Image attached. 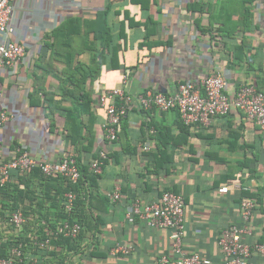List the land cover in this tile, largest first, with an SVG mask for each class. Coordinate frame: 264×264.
I'll list each match as a JSON object with an SVG mask.
<instances>
[{
	"label": "crops",
	"instance_id": "1",
	"mask_svg": "<svg viewBox=\"0 0 264 264\" xmlns=\"http://www.w3.org/2000/svg\"><path fill=\"white\" fill-rule=\"evenodd\" d=\"M11 5L15 32L10 38L24 46L25 54L0 69V114H8L0 126V159L22 151L42 162L72 155L80 159L81 172L87 171L75 209L84 225L81 235L69 247L54 242L51 250L56 255L46 260L162 264L164 255L178 258L170 229L150 226L137 214L127 216L136 199L149 203L165 190L184 197L182 247L187 254L199 253L211 264H223L220 236L229 226L243 224L241 202L250 198L256 207L243 239L252 247L264 243V134L256 123L232 108L207 126H186L178 110L144 109L138 100L146 91L161 92L162 87L170 93L180 82H199L214 73L223 76L231 98L244 83L264 91V0L250 4L246 26L242 0H11ZM105 10L116 55L106 54L99 78L82 84L92 92L89 109L84 105L82 116L70 117L67 110L73 103L61 95L66 87L78 92L81 86L63 74L68 55L65 61L56 57V66L48 69L51 55L44 35L66 19L85 22ZM70 40L78 52L70 67L77 60L91 63L93 50L88 47L101 45L85 32ZM72 73L76 78L83 72ZM113 88L132 97L117 142L105 136L106 111L98 102L101 93ZM82 125H92L95 142L77 153L75 140L84 132ZM100 149L107 151L108 159L102 172L93 175L88 166ZM33 176L34 194L26 193L31 185L15 180L12 193L0 195V200H15L33 221H57L66 185L57 178L43 184ZM118 186L121 196L114 200ZM224 186L227 192L220 191ZM119 243L133 250L112 254ZM247 260L264 264V254L252 248Z\"/></svg>",
	"mask_w": 264,
	"mask_h": 264
},
{
	"label": "built area",
	"instance_id": "2",
	"mask_svg": "<svg viewBox=\"0 0 264 264\" xmlns=\"http://www.w3.org/2000/svg\"><path fill=\"white\" fill-rule=\"evenodd\" d=\"M12 12L11 0H0V69L14 65L25 54L24 46L10 38L15 32L11 23ZM226 89L227 82L223 76L220 73H214L199 82L192 80L180 82L175 91L170 93L146 91L138 96V100L144 109L178 110L181 120L186 126H207L213 117L226 115L232 108H236L254 121L264 134V91L252 82L244 83L231 98ZM131 99L132 97L122 88L106 90L98 97L99 105L106 111V121L103 125L105 136L112 142L118 140V127L127 112ZM7 118V112L3 111L0 114V126ZM107 159V151L100 149L98 158L91 161L92 171L100 174ZM34 167H39L47 175H62L72 183H76L81 176L77 160L72 155H66L57 162H42L27 151H22L10 159H0V183L8 182L13 170L25 172ZM241 188L243 187L241 186ZM220 191L227 192L228 187L224 186L220 188ZM120 196V187L118 186L112 193V198L117 200ZM76 198L77 194L74 191L70 190L66 193L67 211H72ZM255 207L254 199L242 200L243 224H233L222 232L219 245L224 255L223 264H252L247 260L252 248L264 254V243H256L252 247L243 239V235L248 232L246 223L251 219ZM135 214L146 220L150 226L171 230L172 247L174 252L179 253V257L170 259L164 255L161 257L162 264H211L209 259L202 257L199 253L187 254L183 250L185 201L181 194L165 190L157 200L145 204L136 199L127 216L131 218ZM10 221L16 229H20L26 222V218L23 212L18 209L12 213ZM82 230L83 226L79 222L65 220L55 230L48 231L49 238L41 242L40 245L48 244L51 237L61 234L76 238ZM21 247V243L13 246L11 256L0 257V264H19L22 256ZM132 250V246L119 243L111 249V253H130Z\"/></svg>",
	"mask_w": 264,
	"mask_h": 264
},
{
	"label": "trees",
	"instance_id": "3",
	"mask_svg": "<svg viewBox=\"0 0 264 264\" xmlns=\"http://www.w3.org/2000/svg\"><path fill=\"white\" fill-rule=\"evenodd\" d=\"M252 2L253 0H242L244 6L243 20L245 26L247 25V20L249 16H251L250 4ZM107 10L99 12L96 15L95 19L85 20V22L80 19L74 21L66 19L60 24H58L52 31L44 35V42L49 47L51 55L50 60H48L47 62L48 69L51 70L56 66V63L54 62V59L56 57L63 58V61H65L64 56L68 55L70 60L66 61V64H68L69 66L63 68V74L66 75L65 78L73 80L76 85H78L79 87L81 86V90H79L78 92L68 90L69 88L66 87V89L61 95L62 99H69L73 103L74 107L69 111L67 110L70 117H73V114L76 115L77 113L80 114L79 116H82L84 111H87V109H89V105L93 100L92 92H90L89 90H84L82 84L84 83V81L87 80V78H90L92 82L99 78L102 66V59L106 54L111 53L113 54V57L116 55L115 50L111 48L110 42L112 34L109 23L107 22ZM82 32H85L86 35L92 34L93 41L97 40L100 42L101 45L99 47L95 45H91L88 47L93 50L91 63L84 64L77 60L75 65L73 67H70L73 62L72 59H74L75 55L78 53L74 49L70 38L72 35L80 34ZM79 70L83 72L81 77L74 78V74L72 73V71L77 72ZM80 101L83 102L80 103ZM84 105L87 109L83 107ZM82 127L84 128V132L75 140V145L78 147L77 153L81 152L82 150L88 149L95 142V130L93 129L92 125H82ZM75 158L79 166L80 159H78V156H76ZM88 167L90 168V172L93 175H97L91 169V162L89 163ZM80 174V179L76 183H72L66 177L59 174L47 175L43 173V171L39 167H34L25 172L19 170L11 171L10 180L4 184L0 183V195H10L13 189L12 186L16 184L15 180L31 185L30 188H27L26 193L29 196L30 194H34L35 187L33 188V184L35 181L34 179H32L34 177L33 175H35L36 178L38 177L37 182L39 181L40 183L48 184L49 182L57 178L59 183H63L66 186L63 188L62 185L61 193H64L62 194L61 198L60 218L55 222L46 221L39 223L37 221H33L28 218L26 210L23 208L20 210L23 212L26 218V222L20 229H16V227L10 221V217L14 211L20 208L18 206V203L15 200L13 201L14 203L12 202V204L0 200V214L2 215L0 222L8 221L14 228V232L7 235L8 237L6 240L3 239V235L0 233V257H10L12 247L21 243L22 256L21 260L19 261V264H53L51 262L52 258L46 260L48 255H56V252L54 250H51L52 244L55 242L58 245L61 244L65 245L66 247H69L70 243L76 240L77 237L72 238L64 236L62 234L58 236H53L50 238L48 244L42 246L40 245V243L49 238L47 234L48 231L55 230L57 226L65 220H69L71 222H79L84 228L83 223H81L79 219L75 217V209L80 203L81 198V194L78 191V187L82 179L86 177L87 171L81 172L80 170ZM17 190L19 194L25 193L24 189L17 188ZM70 190L74 191L77 194V198L74 202V206L71 212L67 211L66 209V193ZM56 198L57 196L55 195L52 197V199ZM6 212H10V214L6 215Z\"/></svg>",
	"mask_w": 264,
	"mask_h": 264
},
{
	"label": "rangeland",
	"instance_id": "4",
	"mask_svg": "<svg viewBox=\"0 0 264 264\" xmlns=\"http://www.w3.org/2000/svg\"><path fill=\"white\" fill-rule=\"evenodd\" d=\"M14 232V228L8 221L0 222V233L3 235V239H7V235ZM1 240V239H0Z\"/></svg>",
	"mask_w": 264,
	"mask_h": 264
},
{
	"label": "water",
	"instance_id": "5",
	"mask_svg": "<svg viewBox=\"0 0 264 264\" xmlns=\"http://www.w3.org/2000/svg\"><path fill=\"white\" fill-rule=\"evenodd\" d=\"M160 91L163 93H166V91L164 89H162V87H160Z\"/></svg>",
	"mask_w": 264,
	"mask_h": 264
}]
</instances>
